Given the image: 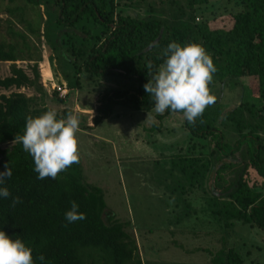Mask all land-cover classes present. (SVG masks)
<instances>
[{
    "label": "trees",
    "instance_id": "trees-1",
    "mask_svg": "<svg viewBox=\"0 0 264 264\" xmlns=\"http://www.w3.org/2000/svg\"><path fill=\"white\" fill-rule=\"evenodd\" d=\"M6 2L9 18L0 37V62H8V70L0 77V88L10 91L0 94V172L7 165L11 175L0 187L11 195L0 197V230L30 247L34 264H142L123 222L106 213L102 190L84 180L80 161L55 179H38L32 157L15 141L23 134L27 117L49 110L33 94L20 91H42L37 71L41 55H35L30 44L32 39L40 42V37L51 50L67 54L71 64H77L72 76L64 74L68 87L79 85L78 70L89 78L113 82L96 95L87 127L116 106L152 114L154 102L143 87L151 79L147 65L151 63L155 72L171 42L198 43L211 54L217 69L211 89L221 82L234 86L246 78L253 93L250 100L241 99L227 109L216 100L194 125L182 117L188 137L177 146L170 164L175 186L186 195L199 193L197 198L205 202L217 225L228 229L242 222L264 230V0H237L228 28L212 27L206 17L195 19L209 0ZM39 6L45 15L41 29ZM28 13L33 22L26 18ZM15 61L24 62L31 74ZM53 93L58 101L65 96ZM68 112L62 109L58 118ZM174 113L182 114L169 110L155 116ZM16 197L21 202L12 206ZM72 201L85 219L71 223L65 219ZM194 211L189 208L181 216L188 218ZM41 255L43 261L38 259ZM212 262L241 264L242 257L222 245Z\"/></svg>",
    "mask_w": 264,
    "mask_h": 264
},
{
    "label": "rangeland",
    "instance_id": "rangeland-1",
    "mask_svg": "<svg viewBox=\"0 0 264 264\" xmlns=\"http://www.w3.org/2000/svg\"><path fill=\"white\" fill-rule=\"evenodd\" d=\"M144 1L157 4V0ZM209 1L207 7L199 8L195 19L206 17L210 26L228 28L230 14L238 9L237 0ZM7 5L6 0H0V37L4 36L5 20L9 18L4 10ZM43 9L39 6V29L45 16ZM26 18L34 21L31 13ZM15 28L22 29L21 24L15 23ZM34 42L32 39L30 43L36 48L32 52L41 55L37 71L42 91L24 88L20 91L33 94L36 101L40 99L41 104L55 109L57 114L68 109L79 115L77 137L84 180L102 190L106 213L123 222L136 243L142 264H214L212 258L222 245L238 251L241 264H264V230L242 222L223 229L211 219L207 205L197 198L199 193L186 195L175 186L177 181L170 162L177 146L185 144L188 137L181 127L182 114L156 117L155 111L150 114L116 106L107 117L87 127L86 117L94 114L96 95L106 87H113V82L89 78L78 70L79 85L68 87L64 74L72 76L77 64H71L67 54L51 50L43 38ZM15 64L31 74L24 62ZM7 67L8 62H0V77L7 74ZM238 81L234 86L221 82L211 89L225 109L241 99L250 100L253 95L246 78ZM54 85L65 88L62 101L55 99L56 90L51 89ZM9 91L0 88V94ZM189 208L195 211L188 218L181 216Z\"/></svg>",
    "mask_w": 264,
    "mask_h": 264
},
{
    "label": "clouds",
    "instance_id": "clouds-1",
    "mask_svg": "<svg viewBox=\"0 0 264 264\" xmlns=\"http://www.w3.org/2000/svg\"><path fill=\"white\" fill-rule=\"evenodd\" d=\"M163 62L152 71L153 65H147L151 79L143 86L154 102V111L164 114L166 111L182 113L190 124L202 117L206 108L216 102L209 85L217 71L213 58L198 43L181 45L171 42L163 51ZM79 115L68 112L58 118L55 109H49L41 115L26 118L24 132L16 135L23 150L30 154L34 162V171L38 179H55L74 163L80 161ZM11 171L5 165L0 172V184L10 176ZM11 194L6 187H0V197ZM20 198L13 199L12 206L20 203ZM79 205L71 202V208L65 213V219L71 223L86 218L78 211ZM43 261V255L38 257ZM0 264H34L32 249L20 239H12L5 231L0 230Z\"/></svg>",
    "mask_w": 264,
    "mask_h": 264
},
{
    "label": "built area",
    "instance_id": "built-area-1",
    "mask_svg": "<svg viewBox=\"0 0 264 264\" xmlns=\"http://www.w3.org/2000/svg\"><path fill=\"white\" fill-rule=\"evenodd\" d=\"M55 89L58 93L59 97H63L66 94L65 88L59 85H54L51 87V89Z\"/></svg>",
    "mask_w": 264,
    "mask_h": 264
}]
</instances>
